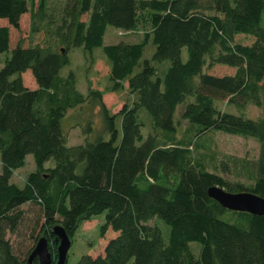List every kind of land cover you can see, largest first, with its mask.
Here are the masks:
<instances>
[{
	"label": "trees",
	"instance_id": "obj_1",
	"mask_svg": "<svg viewBox=\"0 0 264 264\" xmlns=\"http://www.w3.org/2000/svg\"><path fill=\"white\" fill-rule=\"evenodd\" d=\"M33 5L0 0V17L18 27L29 9L34 21ZM49 5L38 2L46 40L16 44L0 66V264H26L41 233L54 262L52 225L60 223L72 236L81 219L103 211L100 231L117 232L103 254L85 253L64 264H264V214L225 208L207 193L218 184L264 196V0H62L55 11ZM141 22L149 28L139 41L104 43L108 24L133 31ZM240 32L255 39L235 41ZM149 41L154 50L145 58ZM73 47H101L108 90L127 81L132 99L111 112L102 97L107 88L79 90L72 70L60 73L69 62L65 50ZM7 49L9 27L0 25V51ZM214 63L235 71L204 70ZM26 69L36 87L23 83ZM215 99L239 108L253 103L261 114L220 110ZM94 105L100 128L89 118L77 122L84 139L69 144L66 111ZM178 106L196 135L219 129L258 140L251 185L229 181L195 159L176 135ZM147 120L151 130L144 136ZM28 153L35 169L18 185L10 177ZM50 158L53 165H46ZM153 218L167 225L166 232L149 222Z\"/></svg>",
	"mask_w": 264,
	"mask_h": 264
},
{
	"label": "rangeland",
	"instance_id": "obj_2",
	"mask_svg": "<svg viewBox=\"0 0 264 264\" xmlns=\"http://www.w3.org/2000/svg\"><path fill=\"white\" fill-rule=\"evenodd\" d=\"M29 2L30 4L33 2V6L36 7L37 13L34 21L30 9L21 14L18 27L9 24L6 18L0 17V25H8L9 27V49L0 51V66L4 63L12 47L16 44L19 43L26 46L34 43H43L48 36L46 33V28H48L46 24L47 20L41 17L38 11L39 0H29ZM48 2L50 4L48 10L54 8L55 11L62 5V0H48ZM87 17L88 14L82 15L83 19ZM148 28V23L144 22H141L138 28L133 31H126L108 24L103 35V41L104 43H113L120 40L130 42L139 41L143 36V32ZM234 39L235 41L249 44L255 39V36L250 33L240 32L235 34ZM60 45L63 46V44ZM153 50L154 45L149 41L144 47L143 57L149 58ZM65 53L68 55L69 62L61 67L60 73L66 74L72 70L75 75L76 86L82 92H86L89 87H97L100 89L107 88L102 97L111 112L118 111L124 102H129L132 99V93L127 87V81H124L123 85L115 90H108L111 84L108 79L109 67L101 47H94L90 50H84L82 47H73L65 50ZM186 55V48L183 47V58H185ZM204 70L213 74L222 75L233 73L235 67L225 63H214L211 66L205 65ZM21 76L25 85L30 88L36 87L37 84L30 69L23 71ZM214 104L220 110L243 114L252 118H257L261 114V108L253 103H247L244 107L239 108L232 103H228L226 99H215ZM99 117L100 113L98 111V106L95 105L92 107L84 106L81 109H68L65 117L62 119V125L65 130H67V142L73 144L83 141L84 135L82 134L81 124L78 125L76 124L77 122L85 123L86 119L89 118L94 121L93 124L97 129L101 126ZM175 118L177 120V138L183 139L188 143L195 159L206 169L220 173L229 181H238L244 186H249L253 183L256 160L259 153L258 140L254 137L228 133L219 129H209L196 135L195 130L190 129L189 121L181 117L180 106L176 109ZM119 123L120 118L118 117L117 124ZM150 130V122L147 120L142 126L143 135L146 136ZM53 163L54 161L52 158L45 162L46 165H53ZM34 169L35 163L33 155L32 153H28L25 156L24 164L16 169L11 179H16L17 183L22 185L24 181L22 178ZM24 206L28 208V205ZM156 221L164 232H166L167 225L162 220L153 218L149 222L153 223ZM104 222V211L79 221L74 234L70 236L71 245L68 249L67 261L76 262L78 258L85 253H89L93 256L103 254L105 244L117 233L111 227H107L102 233L100 228ZM42 234L43 233H41V235ZM8 236H10L11 239L15 238L14 234L8 233ZM190 246L195 252L198 251L199 245L197 242L191 241Z\"/></svg>",
	"mask_w": 264,
	"mask_h": 264
},
{
	"label": "water",
	"instance_id": "obj_3",
	"mask_svg": "<svg viewBox=\"0 0 264 264\" xmlns=\"http://www.w3.org/2000/svg\"><path fill=\"white\" fill-rule=\"evenodd\" d=\"M207 193L223 207L231 210L248 211L253 214H264V196L250 190L230 191L218 184L208 187ZM55 233L56 258L49 249V240L45 234L38 237L34 247L28 254L26 264H64L67 260L68 249L71 245L70 235L65 228L56 223L52 226Z\"/></svg>",
	"mask_w": 264,
	"mask_h": 264
},
{
	"label": "crops",
	"instance_id": "obj_4",
	"mask_svg": "<svg viewBox=\"0 0 264 264\" xmlns=\"http://www.w3.org/2000/svg\"><path fill=\"white\" fill-rule=\"evenodd\" d=\"M232 74V73H231ZM33 88V87H32ZM19 168V167H18ZM18 168H16V169H18ZM16 169H14V171H13V173L16 171ZM13 173H12V175H13ZM12 175H11V177H10V180L11 181H13V182H15V183H17V180L16 179H14V180H12L11 178H12ZM27 176V175H26ZM26 176H24L23 178H22V180H24L25 181V178H26ZM24 181H23V183H24ZM18 184V183H17ZM19 185V184H18ZM23 185V184H22Z\"/></svg>",
	"mask_w": 264,
	"mask_h": 264
}]
</instances>
